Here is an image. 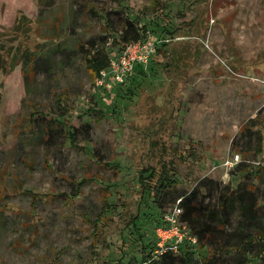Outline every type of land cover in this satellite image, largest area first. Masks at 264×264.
Wrapping results in <instances>:
<instances>
[{
    "label": "rangeland",
    "instance_id": "rangeland-1",
    "mask_svg": "<svg viewBox=\"0 0 264 264\" xmlns=\"http://www.w3.org/2000/svg\"><path fill=\"white\" fill-rule=\"evenodd\" d=\"M129 22L161 50L99 87L84 52L115 56ZM55 119L76 127L73 143ZM258 165L264 0H0V264H126L203 180L215 183L202 188L215 210L221 188L248 184L264 222ZM146 167L169 171L174 202L158 207L140 188ZM229 217L222 240L236 237L240 210ZM206 247L196 264H244Z\"/></svg>",
    "mask_w": 264,
    "mask_h": 264
},
{
    "label": "trees",
    "instance_id": "trees-1",
    "mask_svg": "<svg viewBox=\"0 0 264 264\" xmlns=\"http://www.w3.org/2000/svg\"><path fill=\"white\" fill-rule=\"evenodd\" d=\"M108 20V18H107ZM144 29V26L142 27ZM135 24L129 22L124 26V30L121 34V49L131 41H137L142 39V32ZM93 46H98L94 43ZM85 49V46L82 45ZM120 49V50H121ZM161 50L160 45L156 48V51L151 56L150 62H153V58L156 53ZM48 59V57H47ZM86 66L91 70L93 74L99 73L100 70L109 66L111 61V55L106 52L104 46L94 51H85L83 55ZM143 68V64H140ZM132 83L134 77L131 78ZM119 85V84H118ZM117 86V85H116ZM114 89V88H113ZM36 113L31 114V118L35 117ZM54 122L61 125L66 132V135L72 143L76 140V127L70 125L65 120L55 119ZM246 166V165H245ZM242 164V169H246ZM264 166L258 165L256 170L261 171ZM248 168L245 172H249ZM159 177L155 181L156 175ZM160 180V181H159ZM139 186L148 194H153L157 200V206L163 207L165 203L171 201L174 202L178 194L176 188V180L171 178L169 171L166 169L163 171L160 168L155 169L154 167L142 168L138 178ZM215 184V183H214ZM212 181L205 182L204 180L200 184L192 189L189 193H182V221L187 224L190 231L198 237L199 243L197 246H182L180 252L176 255L172 252L164 253L161 258L154 260L152 264H175V259L178 257L181 260V264H196L195 254L199 253L200 249L207 246L206 248L211 251L214 256L216 250L219 251H238L243 260L244 264H250L251 260L248 258L251 252L255 257H264V222H262V216L257 211V203L253 198L252 191L248 184L239 185L236 189L229 186L220 189V195L218 199V208L215 210L211 207V203L208 201L205 203V194L202 193V188L211 192L215 185ZM177 193V194H175ZM171 194V198L166 197ZM175 194V195H174ZM240 210L241 220L236 226V237L230 236L225 241L221 239L218 231L224 229L225 225L230 223L229 214ZM219 211H223L225 219L221 216ZM163 213L161 216H157L154 220V228L156 225L163 222ZM159 217V218H158ZM262 218V219H261ZM155 236V235H154ZM145 241V247H148L141 256H135L130 258L126 264H141L143 261L148 260L152 257V251L155 249L156 240L146 241L143 237L140 239ZM210 261V260H209Z\"/></svg>",
    "mask_w": 264,
    "mask_h": 264
},
{
    "label": "built area",
    "instance_id": "built-area-1",
    "mask_svg": "<svg viewBox=\"0 0 264 264\" xmlns=\"http://www.w3.org/2000/svg\"><path fill=\"white\" fill-rule=\"evenodd\" d=\"M157 48V43L151 38H143L128 42L115 56H111L108 67L102 69L96 84L107 89L113 88L114 84H122L133 73L137 64H146ZM240 160V154L235 155ZM182 197H179L172 208L164 214L163 222L156 225L154 235L156 247L153 255L141 264H152L153 260L161 258L164 253H179L182 246H197L198 237L193 234L182 221L183 207Z\"/></svg>",
    "mask_w": 264,
    "mask_h": 264
},
{
    "label": "crops",
    "instance_id": "crops-1",
    "mask_svg": "<svg viewBox=\"0 0 264 264\" xmlns=\"http://www.w3.org/2000/svg\"><path fill=\"white\" fill-rule=\"evenodd\" d=\"M137 65H138V66H137ZM137 65H136L137 68H135V70L137 69V71H138V70L141 68V66H140V64H137ZM144 65H146V64H144ZM144 65H143V66H144ZM134 73H135V72H134ZM132 77H133V76H132ZM117 86H119V85H117Z\"/></svg>",
    "mask_w": 264,
    "mask_h": 264
}]
</instances>
